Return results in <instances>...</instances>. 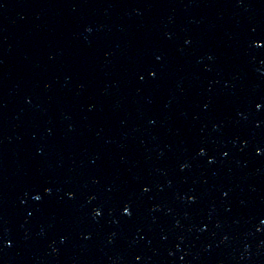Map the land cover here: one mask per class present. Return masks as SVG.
Segmentation results:
<instances>
[{"label": "water", "instance_id": "1", "mask_svg": "<svg viewBox=\"0 0 264 264\" xmlns=\"http://www.w3.org/2000/svg\"><path fill=\"white\" fill-rule=\"evenodd\" d=\"M258 41L264 0H0V264H264Z\"/></svg>", "mask_w": 264, "mask_h": 264}, {"label": "snow or ice", "instance_id": "2", "mask_svg": "<svg viewBox=\"0 0 264 264\" xmlns=\"http://www.w3.org/2000/svg\"><path fill=\"white\" fill-rule=\"evenodd\" d=\"M258 43L264 44V41H258ZM152 74L155 75L154 72H153ZM203 151H204V149L202 148V149H201V152H203ZM47 191L50 192L51 189L49 188V189H47ZM69 194L72 195V193H69ZM36 198L39 200V199H41V196L38 195ZM193 199H194V197H193ZM96 212L99 214V213L102 212V210H101L100 208H97V209H96ZM123 212H124V213H127V214L130 215V214H131V206L129 205V206H125V207H123ZM9 243H11V241H9Z\"/></svg>", "mask_w": 264, "mask_h": 264}]
</instances>
